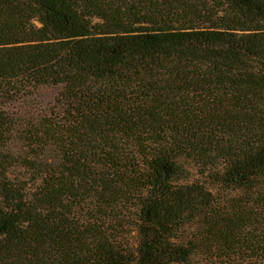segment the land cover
Wrapping results in <instances>:
<instances>
[{
    "label": "trees",
    "instance_id": "obj_1",
    "mask_svg": "<svg viewBox=\"0 0 264 264\" xmlns=\"http://www.w3.org/2000/svg\"><path fill=\"white\" fill-rule=\"evenodd\" d=\"M0 28V264H264V0H0Z\"/></svg>",
    "mask_w": 264,
    "mask_h": 264
},
{
    "label": "rangeland",
    "instance_id": "obj_2",
    "mask_svg": "<svg viewBox=\"0 0 264 264\" xmlns=\"http://www.w3.org/2000/svg\"><path fill=\"white\" fill-rule=\"evenodd\" d=\"M57 93V90L49 89L20 100L14 104L12 112L24 118L45 114L51 110Z\"/></svg>",
    "mask_w": 264,
    "mask_h": 264
}]
</instances>
